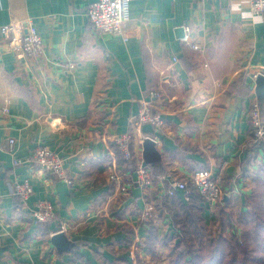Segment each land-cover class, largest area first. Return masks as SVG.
I'll return each mask as SVG.
<instances>
[{
  "label": "crops",
  "instance_id": "0c3cea01",
  "mask_svg": "<svg viewBox=\"0 0 264 264\" xmlns=\"http://www.w3.org/2000/svg\"><path fill=\"white\" fill-rule=\"evenodd\" d=\"M91 1L0 0V23L31 25L44 49L36 59L0 39V264H102V257L125 254L116 252L129 229L131 249L140 250L147 234L140 210L162 196L161 183L126 188L129 170L112 142L131 129L142 102L165 125L132 129L136 157L141 137L151 136L168 176L189 178L199 163L212 171L223 199L250 191L240 170L249 167L255 78L264 73V13L253 14L250 0H129L123 33L101 35L86 14ZM38 145L64 159L71 184L15 163ZM25 178L33 191L20 211L13 187ZM40 200L55 213L42 226L28 213ZM60 230L69 240L65 251L52 242ZM161 264L169 263L163 257Z\"/></svg>",
  "mask_w": 264,
  "mask_h": 264
},
{
  "label": "trees",
  "instance_id": "16d2710c",
  "mask_svg": "<svg viewBox=\"0 0 264 264\" xmlns=\"http://www.w3.org/2000/svg\"><path fill=\"white\" fill-rule=\"evenodd\" d=\"M259 107L264 119L263 103H259ZM250 129L246 146V153L250 156L246 159L249 167L240 170L250 179L251 188L247 195L240 199L228 196L222 199L215 211L209 210L196 189L187 197L182 191L172 196H159L153 202L155 217L142 221L147 226V234L139 243L140 250L131 249L133 231L129 229L130 233L126 234L124 242H120L122 246L116 252L125 254L112 260L102 257V264H161L163 257L169 264H264V144L254 142L251 124ZM112 143L121 163L129 170L124 176L126 182L136 169L137 160L124 159L119 146L114 141ZM188 162V158L183 160L185 165ZM251 164L255 168L250 167ZM146 166L153 186L160 176L168 174L162 160ZM203 166L198 163L195 170ZM14 195L17 209H24L18 195ZM49 222L35 225H47ZM73 245L79 246V243Z\"/></svg>",
  "mask_w": 264,
  "mask_h": 264
},
{
  "label": "built area",
  "instance_id": "2783aa9c",
  "mask_svg": "<svg viewBox=\"0 0 264 264\" xmlns=\"http://www.w3.org/2000/svg\"><path fill=\"white\" fill-rule=\"evenodd\" d=\"M128 7L129 0H92L88 4L86 14L93 28L99 34L119 35L123 33L124 23L129 19ZM250 10L253 14H263L264 0H250ZM0 39H4L7 48L13 52H20L36 59L44 53L42 37L34 27L28 24L0 23ZM191 46L196 49L199 48L195 43H191ZM66 65L68 68H73L75 63L70 61ZM151 94L154 97L159 96L158 91H152ZM3 110L8 111V108L5 107ZM249 121L253 129L254 142L261 141L264 144V119L257 103H254L251 108ZM144 124H149L154 129H161L165 125L164 118L158 113H152L146 102L141 103L137 114L131 119V129L114 138L124 159L137 160L136 169L132 172L131 178L126 180V188L137 186L144 190L153 186L149 167L139 155L136 157L132 147L134 139L132 129L140 130ZM145 137L151 136H143L141 140L143 141ZM13 143L14 138L10 137L7 141L9 151L12 149ZM0 149H4V147L1 146ZM15 163H27L31 167L56 175L68 184L72 183V178L64 166V159L43 145H38L25 160L17 159ZM109 178L117 184L121 183L120 176L112 171L109 173ZM159 181L161 183V195L172 196L177 191H182L187 197L193 189H196L210 211H215L223 199V191L209 169L198 170L189 178H173L162 175L159 177ZM32 191V184L28 178L16 181L14 184L13 193L18 195L24 209L28 207L27 200ZM28 211L34 224L51 221L55 216L52 203L42 200L37 201ZM154 217L153 204L147 203L140 210V218L143 221ZM61 231L63 230L58 232Z\"/></svg>",
  "mask_w": 264,
  "mask_h": 264
},
{
  "label": "water",
  "instance_id": "95a60500",
  "mask_svg": "<svg viewBox=\"0 0 264 264\" xmlns=\"http://www.w3.org/2000/svg\"><path fill=\"white\" fill-rule=\"evenodd\" d=\"M179 36H183V28L178 27L176 30ZM255 92L257 101L264 103V73H258L255 78ZM142 158L146 164H155L161 161V153L156 147V143L152 137H145L142 142ZM52 242L59 251L68 249L69 240L64 232L55 233L52 236Z\"/></svg>",
  "mask_w": 264,
  "mask_h": 264
},
{
  "label": "rangeland",
  "instance_id": "374dc122",
  "mask_svg": "<svg viewBox=\"0 0 264 264\" xmlns=\"http://www.w3.org/2000/svg\"><path fill=\"white\" fill-rule=\"evenodd\" d=\"M153 204V203H152ZM153 207H154V205H153Z\"/></svg>",
  "mask_w": 264,
  "mask_h": 264
}]
</instances>
